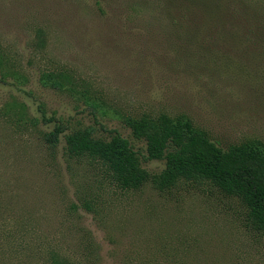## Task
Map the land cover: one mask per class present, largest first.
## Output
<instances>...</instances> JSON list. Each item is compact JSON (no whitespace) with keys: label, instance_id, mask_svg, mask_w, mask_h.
<instances>
[{"label":"rangeland","instance_id":"obj_1","mask_svg":"<svg viewBox=\"0 0 264 264\" xmlns=\"http://www.w3.org/2000/svg\"><path fill=\"white\" fill-rule=\"evenodd\" d=\"M143 117L264 144V0H0V264H264L238 198L122 189L67 152L118 134L158 175L127 125Z\"/></svg>","mask_w":264,"mask_h":264},{"label":"trees","instance_id":"obj_2","mask_svg":"<svg viewBox=\"0 0 264 264\" xmlns=\"http://www.w3.org/2000/svg\"><path fill=\"white\" fill-rule=\"evenodd\" d=\"M127 125L136 139L146 142L148 158L165 162L163 171L150 175L141 165L130 142L121 135L109 141L95 138L89 130L66 136L67 152L96 161L122 189H139L152 181L159 190L179 181H207L222 193L238 198L247 209V219L264 235V144L248 141L222 149L201 130L179 123L129 119ZM61 126L46 134L50 146L59 141Z\"/></svg>","mask_w":264,"mask_h":264}]
</instances>
